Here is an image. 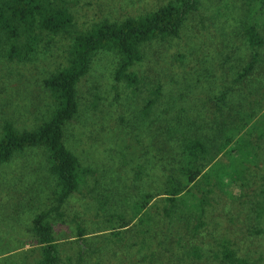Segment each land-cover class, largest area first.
I'll return each mask as SVG.
<instances>
[{
    "label": "rangeland",
    "instance_id": "374dc122",
    "mask_svg": "<svg viewBox=\"0 0 264 264\" xmlns=\"http://www.w3.org/2000/svg\"><path fill=\"white\" fill-rule=\"evenodd\" d=\"M167 1L69 0V9L76 26L86 29L102 19L136 16ZM244 15L245 0H198L177 37L143 44L142 59L131 67L138 77L133 86L114 79V52L94 54L77 83L78 111L64 126L66 146L90 172L59 209L61 214L51 211L48 217L59 247V264L76 263L80 249L85 264L96 261L92 249L96 237L106 231L102 229L129 222L133 203L146 191L156 193L160 181L175 172L182 132L215 140L214 97L227 86L233 88L231 107L237 112L257 116L264 110V41L253 72L244 81L234 82L251 53L243 32ZM259 22L264 40V1ZM43 38L25 61L6 58L5 45L0 44V135L5 120L19 130H30L51 114L53 100L43 79L65 64L70 40L58 34ZM158 84V99L146 113L145 102ZM251 139L256 164L247 163V179L239 191L230 189L231 195L215 188L207 195L211 203L208 224L199 242L204 253L186 264H219L212 251L206 250L213 237L221 234L233 237L235 246L250 251L249 258L260 264L258 257L264 253V137L258 138L253 131ZM42 147L15 151L0 164V264H33L40 257V245L30 230L31 217L55 203V177L48 170ZM213 156L227 162L224 152L216 149ZM227 206L234 214L232 219ZM148 227L152 250L160 249L161 241L165 248L170 246L175 232L171 223L164 225L157 219ZM257 229L263 235L254 233ZM179 236L183 242L195 241L189 230L180 231ZM123 239H133L131 230ZM122 251L121 247L114 256L107 252L102 261L132 264Z\"/></svg>",
    "mask_w": 264,
    "mask_h": 264
},
{
    "label": "trees",
    "instance_id": "16d2710c",
    "mask_svg": "<svg viewBox=\"0 0 264 264\" xmlns=\"http://www.w3.org/2000/svg\"><path fill=\"white\" fill-rule=\"evenodd\" d=\"M263 1L245 0L242 26L251 53L237 72L235 83L244 81L260 60L258 48L264 40L259 31V17ZM69 6V0H0V44L5 45L3 55L9 60H29L45 35L58 34L70 40L65 64L43 79L53 100L51 114L30 130H19L10 120H5L0 135V164L8 161L15 151L43 146L48 170L55 177V203L31 217L30 230L40 245V257L33 264H59V247L48 217L51 211L61 214L59 209L90 172L66 146L64 126L78 111L77 83L88 71L92 57L98 50L114 52L117 55L114 79L135 85L138 77L131 67L142 59L143 44L152 39L177 37L187 15L197 9L198 0H168L145 13L120 20L102 19L86 29L76 26ZM159 94L158 84L145 102L146 113ZM232 95V86H227L214 97L212 119L216 121L212 127L216 131L215 140L182 132L175 172L161 178L156 193L146 191L133 203V216L129 222L102 229L106 231L96 237L92 249L97 259L88 263L104 264L102 257L107 252L114 256L121 247L123 255L128 256L132 264H186L188 259L202 257L205 248L199 242L208 224L206 214L211 204L206 201L207 195L215 188L231 195L235 188L238 191L242 188L247 179V163L256 164L257 160L251 133L255 131L258 138L264 137V110L257 116L247 111L237 112L234 105L231 107ZM216 149L225 153L227 162L214 159ZM228 206L227 213L232 219L234 214ZM157 219L164 225L171 223L175 232L168 248L161 241V248L157 246L152 250L147 232L151 230L148 226ZM130 230L133 239H123ZM183 230H189L190 238L194 237L195 241L183 242L179 236ZM254 233L263 235L259 229ZM77 234H83L81 228ZM235 245L233 237L221 234L213 237V243L206 251H212L219 264H254L249 258L251 252L241 251ZM82 256L80 249L74 264H85ZM258 262L264 264V253L259 255Z\"/></svg>",
    "mask_w": 264,
    "mask_h": 264
}]
</instances>
